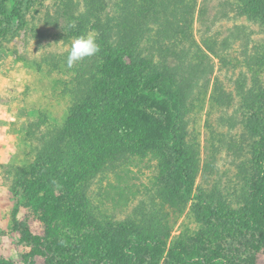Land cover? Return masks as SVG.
I'll list each match as a JSON object with an SVG mask.
<instances>
[{
	"label": "rangeland",
	"instance_id": "rangeland-1",
	"mask_svg": "<svg viewBox=\"0 0 264 264\" xmlns=\"http://www.w3.org/2000/svg\"><path fill=\"white\" fill-rule=\"evenodd\" d=\"M98 2L0 0V264H84L106 245L125 260L146 238L165 248L138 249L141 264H182L173 248L264 264L242 223L264 137V0L149 1L142 57L159 91L180 97L172 124L145 107L176 128L150 145L149 129H121L127 104L95 72L106 61L66 65L72 41L106 21L118 40L117 1L95 18Z\"/></svg>",
	"mask_w": 264,
	"mask_h": 264
},
{
	"label": "trees",
	"instance_id": "trees-1",
	"mask_svg": "<svg viewBox=\"0 0 264 264\" xmlns=\"http://www.w3.org/2000/svg\"><path fill=\"white\" fill-rule=\"evenodd\" d=\"M113 0H101L96 3L98 8H95V18H99L103 8ZM117 1L115 6V12L119 13L118 22L120 23L117 27L119 38L116 41L112 40L111 28L108 22H105V34L99 33V29L95 28L97 32L96 42L100 47V51L94 57L101 61H106V66L101 68L96 67L95 72L104 73L108 78H111L112 88L114 86L117 91V97H121V103H126V110L128 111L125 121L122 122L121 129L123 131L130 132L132 135H144V131L149 129L151 132L150 136L145 137V144H157L160 140L171 139L175 135V130L172 125L171 128H163L164 123L161 120L154 119L149 116L145 110V107L149 108L155 104L161 108L167 110L165 112L167 118L172 120L178 119L177 102L180 98L177 93L171 95L170 93L162 94L159 91L160 86L156 84V78L160 77L150 74L148 71V65L142 57L141 43L145 39V31L140 26L139 20L149 17L153 12L150 8L152 4L149 1L152 0H115ZM182 2V0H181ZM98 16V17H96ZM94 19V17H93ZM113 19V18H112ZM99 19H94L96 22ZM81 28V27H80ZM83 67L81 70H84ZM87 69V67H86ZM90 70H86L81 75L88 74ZM169 81V80H168ZM172 82V80H171ZM98 84V83H97ZM172 84V83H171ZM111 88V85H110ZM109 89V88H108ZM102 92L105 91V84L102 87ZM111 90V89H110ZM179 94H182L180 88L177 89ZM113 94V93H110ZM263 97L264 94L261 93ZM125 97V100L123 99ZM123 100V102H122ZM101 104L96 103V107ZM126 116V115H125ZM66 143L71 145L74 143L71 137L66 136ZM178 139V137H176ZM142 143L143 141L140 140ZM179 170H181L182 178L186 184L187 194L191 193L192 183L188 181L185 173L183 162L178 160ZM180 172V173H181ZM249 188L253 189L255 200L252 201V206L247 207L242 212V223L248 229H250L255 235L256 244L254 248H259L260 244L264 243V137L262 141V149L256 155V162L250 180H248ZM75 216L83 222L89 223V219L85 214L81 206L74 208ZM129 250L134 254L132 258L119 260L110 249L109 245H106V249L95 255L93 258L86 260L84 264H141L143 261L140 260L138 255V249L142 248H165V245L158 239H143L138 243H129L127 245ZM177 255L179 261L182 264H228L222 259H216V257H210L206 253L200 254L197 251L188 252L185 249H170Z\"/></svg>",
	"mask_w": 264,
	"mask_h": 264
},
{
	"label": "clouds",
	"instance_id": "clouds-1",
	"mask_svg": "<svg viewBox=\"0 0 264 264\" xmlns=\"http://www.w3.org/2000/svg\"><path fill=\"white\" fill-rule=\"evenodd\" d=\"M74 27V25H70ZM100 51V47L93 35L77 36L71 43V50L67 56L66 65L68 68L83 61L85 58L95 56Z\"/></svg>",
	"mask_w": 264,
	"mask_h": 264
}]
</instances>
